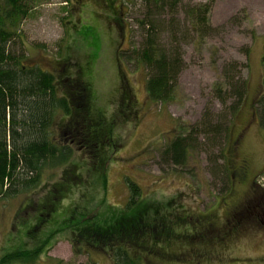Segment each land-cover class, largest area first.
Segmentation results:
<instances>
[{
    "label": "rangeland",
    "instance_id": "rangeland-1",
    "mask_svg": "<svg viewBox=\"0 0 264 264\" xmlns=\"http://www.w3.org/2000/svg\"><path fill=\"white\" fill-rule=\"evenodd\" d=\"M177 1L176 8H166L159 18L179 28L185 59L168 104L150 99L147 68L124 62L120 54L143 40V0H32L12 49L24 65L52 72L62 92L81 73L96 111L114 118L118 149L108 165L110 205L125 207L130 177L140 186L143 200L159 207L165 220L182 216L183 222L169 223L167 240L149 238L143 247L131 248L135 254L149 264H264V127L256 105L264 92V0H215L208 14L213 29L203 37L188 12L211 0ZM172 39L165 30L161 41L169 44ZM231 62L248 79V95L234 120L214 91L225 82L224 67ZM209 110L227 113L224 125L231 127L230 188L219 170L225 161L218 153L226 151L225 141L213 155L211 145H200L185 166L161 162L166 144ZM82 126L83 121L60 112L52 133L68 142ZM80 145L78 141L72 158L75 167L47 172L41 187L31 193L0 199V258L18 246H34L58 225L69 227L71 222L53 220L74 207L84 209L88 191L100 198L102 191L93 190L87 176L90 155ZM216 158L218 165L213 163ZM72 232L56 234L46 254L30 264H113L102 250L77 242Z\"/></svg>",
    "mask_w": 264,
    "mask_h": 264
},
{
    "label": "trees",
    "instance_id": "trees-1",
    "mask_svg": "<svg viewBox=\"0 0 264 264\" xmlns=\"http://www.w3.org/2000/svg\"><path fill=\"white\" fill-rule=\"evenodd\" d=\"M31 1L0 2V199L31 193L41 187L47 172L74 166L72 158L78 141L80 150L90 155L86 171L92 181V189L98 188L102 192L97 198L88 191L84 198V209L74 207L70 214L66 211L53 220L58 224L61 221L71 222L69 227L58 225L45 239L38 237L34 246H18L8 251L1 256L0 264L37 262L49 250L53 237L65 230L73 231L80 244L102 250L113 264H149L131 248L134 245L143 247V242L152 237L156 242L167 240L172 230L170 224L177 220L183 222L182 216L178 215L171 222L165 220L159 207L152 208L143 200L140 186L130 177L126 178L129 198L125 207L119 209L109 204L108 165L112 153L118 149L114 118L96 111L91 99L93 92L81 73L77 78L70 79L68 90L62 92L52 72L36 65H24L22 56L12 49L17 28L31 10ZM143 1L145 13L140 21L143 40L140 46L129 51L121 50L120 54L124 62L135 61L147 68L150 99L168 104L174 100L185 59L177 37L179 28L159 18L166 8H176L178 1ZM214 1L196 6L188 12L202 37L213 29L208 24V14ZM167 29L171 31L173 39L169 44H164L161 37ZM246 52L249 54V50ZM262 62L264 66V54ZM237 65V62L227 64L224 67L225 82L214 88L232 120L241 111L248 95V79L241 76ZM256 105L260 123L264 127V92ZM60 112L72 120L83 121L82 129L73 132L68 142L56 139L52 133V126ZM226 117L227 113L209 110L199 121L182 127L185 132L168 142L161 151L162 164L185 166L189 156L200 145H211L213 155L223 145L221 142L225 141L228 145L226 151L221 149L217 156L225 162L218 169L224 174L230 188L233 182V171L228 163L231 127L224 125ZM218 158L213 161L216 165ZM77 176L74 174V177ZM57 194L54 192L55 196ZM42 221L28 234L35 233ZM45 227H42V231Z\"/></svg>",
    "mask_w": 264,
    "mask_h": 264
}]
</instances>
